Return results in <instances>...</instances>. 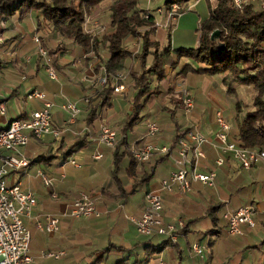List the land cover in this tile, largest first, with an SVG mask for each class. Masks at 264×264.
<instances>
[{"label":"crops","instance_id":"crops-1","mask_svg":"<svg viewBox=\"0 0 264 264\" xmlns=\"http://www.w3.org/2000/svg\"><path fill=\"white\" fill-rule=\"evenodd\" d=\"M26 15L29 16V22L32 27L31 31L28 32L30 41L36 44L31 38L32 35L35 34L39 37L42 44L50 46L52 43V40L45 32L46 29L40 27V22H35L36 19L33 18V15L36 17V11H30L22 16L17 15L16 18L14 17L9 22L7 21V17L1 18L0 22L3 24L1 27L3 41L0 45V65L5 67V69L8 66L13 67L19 74V81L7 91L0 85V102L4 105V113L0 114V129L5 126L6 121L18 116L24 118L30 110L40 107V101L35 99L33 106L28 105L17 116L12 117L9 113L11 109L6 106L5 103L9 97L18 95L17 93L20 87H22V92L24 94L33 89L44 94L45 99L52 103L50 108L51 125L53 128L60 129V133L55 137L47 134L41 140L29 138L27 143L19 148V152L28 160V164L24 167L9 170L5 176L6 185L17 184L22 190L30 191L35 199L29 215L21 217L22 223L30 235L28 247L31 261L29 264H75L80 256L85 258L87 256L85 254L82 255L80 252L82 249L89 250L90 255L96 256L94 262L91 263L96 264L107 258L111 251H108L107 254H103V251H101L102 249H111L109 246L121 244L124 245L125 248L124 251H122V256L117 260L124 259L120 264H131L141 257V247L137 245V243L146 240L152 241L150 238L140 236V234L138 235L133 223L130 222L127 217H139L144 207V193L157 187L159 180L166 178L172 170L171 157L168 155L152 154L147 161L136 163L130 170L128 168V157L122 155L120 156L117 179H115L112 175L113 147H106L97 143L95 140L98 133V125L103 122V114L102 116L100 114L99 117L88 125L85 122L86 106L85 103L81 101V98L88 93L87 91L91 86L95 88L100 87L98 80L96 81L95 79L96 75H94L92 68V59L85 58L86 54H84L77 45L66 42L65 44H68V47L66 49L63 48L65 51L63 49L54 51L52 55L47 54L46 57L50 65L58 71V77L54 80L49 78L50 80L48 79L47 82L42 81L38 76L41 71L46 72L45 62L43 58L37 55L36 49L31 56H18V49L16 47L9 51V48L6 46L8 40H13L19 35L27 34V31H23V28L19 25ZM182 17L183 15L178 17L179 23ZM48 32L50 33V31ZM56 40L58 42V39ZM11 54H13L12 58L10 57ZM82 57L85 59H81ZM27 76L32 77V80L30 81ZM120 93H113L112 99L114 97L117 98L125 106V99L123 100V94L125 92ZM67 100L74 102L79 109L71 122L68 121L67 112L60 108V105ZM126 111L127 110L124 109V113H119L121 116L120 122L113 123L117 124V127L107 123L111 120L110 117L112 118L111 114H106L105 119L108 121L106 122V120L103 119V123L117 131ZM96 120L97 122L95 123ZM225 120L228 124L226 118ZM170 121L172 120L170 119L168 123L165 118L161 119V117H159V125L156 123L158 126V134L150 140L141 139L144 133L133 134L131 132L133 130L132 128L126 135V140L124 142L126 144L118 148V153H121L126 147H139L145 140L156 145H170L175 128V123H171ZM184 121L185 124L182 126H192L205 136H211L216 129V126H214L215 124L212 126L211 122L208 123L203 121L198 124V122L192 123L188 119H184ZM228 126L230 133L233 126L229 124ZM162 133H170V135L166 137ZM202 149L205 156L199 162V169L201 171L213 169L212 160L216 157L217 152L207 144H205ZM67 150H69V154L63 156L62 153ZM94 153H99L101 156L94 159L92 157ZM45 156L47 157L43 158ZM224 156L225 155H223L224 163L220 166L222 170H216L215 172V178L217 180L219 179V173L224 172L227 173V175H230L229 173H234L237 175L239 171L249 169H242L234 160ZM69 158L74 159L79 166L75 167L68 163ZM163 162H166V164L162 165ZM34 163L37 164L35 167L30 166ZM159 164L161 165L159 166ZM257 164L264 167V161H259ZM257 164H253L251 167ZM38 171L42 172L46 177L51 178V184L49 186L46 187L42 184ZM154 175L158 177L152 179ZM253 177H256V174L253 175ZM138 185H144L145 188L143 189L140 200L135 201L134 198H132V193L136 190ZM206 186V184L194 181L191 182L190 190L186 193H180L176 186H173L172 190L169 192H162L161 216L163 221L174 223L177 219H181L187 224V227L180 235L174 238L173 242L176 244V247L166 246L160 253L154 255V259L150 258L145 264H156L158 259L168 264L166 257L164 258V256L167 255L171 256L170 258L172 260H177L174 264H181L180 258L182 256L178 246V237L188 233L190 223L196 221V205L194 202L196 203V201H198L200 197L199 194H201ZM238 190L239 189L236 188L231 193L227 192L229 198H220V195L216 193L218 196L217 202H210L206 205L204 208L205 214L208 215L206 209L210 204H221L220 207L222 211L225 209H235L241 205H247L246 203H242L239 198L232 202V194L234 197L235 195L237 196ZM80 192L88 194L93 199L98 215L82 217L83 220H77L81 219L80 217L72 220L66 215L73 199L76 198ZM126 201H128L126 206L127 210L125 209L126 211H123ZM250 206L256 210L254 214L255 222L260 224L263 220L261 214L262 209L257 203H251ZM121 210L124 212L123 219L130 226H121L122 228L116 231L117 239L115 240L118 244L115 245V243L110 241L108 234L111 233L112 227L117 223L118 220L115 217L118 216ZM45 215H52L57 218V230L55 232L49 233L38 230L35 227L36 221L44 223ZM221 223L224 230L225 224L223 221H221ZM216 225L219 230L222 229L219 224ZM242 226L244 227L245 225ZM211 228L212 227H206L201 230V232L205 236L215 235V233L210 230ZM257 231L258 230H254L252 234L250 233L251 236L257 237ZM163 238L165 237H157L156 243ZM193 242L199 243L196 241ZM105 244L108 247L105 246V248H103ZM246 246L247 245L241 244L240 246H234V248L237 247L242 249ZM166 248H168L167 251ZM50 251H64V254L60 255L58 258L40 256V252ZM103 255L104 258H102ZM211 256V254L208 256L206 262L211 260ZM200 258L203 259V256Z\"/></svg>","mask_w":264,"mask_h":264},{"label":"trees","instance_id":"trees-1","mask_svg":"<svg viewBox=\"0 0 264 264\" xmlns=\"http://www.w3.org/2000/svg\"><path fill=\"white\" fill-rule=\"evenodd\" d=\"M101 1L0 0V19L14 12L22 16L30 11H36L39 16L36 15L35 19L36 22H40V27L51 33L56 32L60 36L59 44L51 51L49 49V52L60 50L62 47L60 42L74 43L88 54L85 58L92 59L96 81L100 68L104 69L108 77L106 82L97 88L91 86L88 93L81 98L86 106L87 125L110 106L114 93L111 80L113 76L123 69L127 70V77L130 76L131 80L129 85L132 90L131 104L119 124L118 140L113 147L112 175L115 179L120 156L128 157L130 170L139 163L132 156L129 147L124 148L121 153L117 150L126 144L124 143L126 135L140 121L142 108L152 97L155 98L159 94V83L167 77L168 68L174 69L180 57L186 58L188 62L181 66L180 70L175 71L176 76L187 73L206 76L220 73L224 75L222 82L226 86V92H234L233 84L247 85L255 91L251 99L252 108L245 110L241 116V102L234 101V123L230 133L228 126V137L237 146L264 149V6L257 9L250 2L241 1L243 3L241 7L236 8L231 0H215V4L208 7L207 17L199 23L197 42L193 48H171L169 42L160 48L158 42L150 37L156 29L153 26L154 15L148 9L140 8L139 0H112L107 6L109 22L106 31L100 37L84 30V16L96 17ZM188 1L162 0V5L158 8L167 10L174 5L179 8ZM139 27L147 29L140 31ZM214 30H217V33L210 35ZM131 40L135 43L139 41V51L134 47H127L126 43ZM41 45L43 46L42 43ZM219 46L222 47L219 49ZM84 97L86 101H83ZM175 104L176 107L178 105L183 107L181 96ZM191 128L193 127H183L175 123L170 145L172 146ZM68 154L69 150L62 153L63 156ZM224 157L228 158L227 155ZM220 206L221 204L217 203L210 204L206 209L207 214L213 215ZM211 224L213 227L210 230L215 234L219 233L215 216L211 219ZM186 227L187 224L183 222L182 227L177 230L183 232ZM137 245L141 247V257L131 264H145L166 246L176 247V244L167 237L156 244L146 240ZM254 246H246L245 249ZM109 247L122 250L120 246ZM108 251L109 248L104 249L102 253ZM123 261L124 259L117 260L114 264Z\"/></svg>","mask_w":264,"mask_h":264},{"label":"rangeland","instance_id":"rangeland-1","mask_svg":"<svg viewBox=\"0 0 264 264\" xmlns=\"http://www.w3.org/2000/svg\"><path fill=\"white\" fill-rule=\"evenodd\" d=\"M112 0H102L99 4V12L96 17L89 18V16H84V30L90 32L91 35L100 37L103 32L106 31L107 24L109 22L108 18V10L107 6ZM245 2H250L255 8L259 9L264 6V0H241ZM215 4V0H189L186 5H181L179 8L174 5L171 6L169 9L165 10L163 8H158L162 5V0H139L140 8L148 9L151 14L154 15V27L156 28L155 31L150 35L151 38L155 39L158 42V46L161 48L165 46L168 42L171 48L177 47H184V48H193L197 42V29L199 27V23L207 17V7L213 6ZM243 3L240 4V7ZM239 7V8H240ZM36 14L39 16L38 12ZM17 12L12 13L11 15L7 16V21L9 22L14 17H17ZM183 15L181 21L179 23L178 17ZM33 18L35 19L34 15ZM178 19V20H177ZM1 20V19H0ZM36 22V20H35ZM2 24V23H1ZM23 31H27V34H22L14 38L13 40H8L6 46L9 48V51L12 48L16 47L18 49V56H31L35 52V45L29 39V33L32 29L29 16H24V19L21 20L19 24ZM3 26V24H2ZM147 29V27H139L138 30L143 31ZM49 38L52 40L50 46H46L43 44L44 49L47 51V54H53L49 52V49H53L56 44H59L60 36L55 32H48ZM41 33V32H40ZM183 34V35H182ZM58 39V42L57 40ZM63 40V39H62ZM18 41V42H17ZM138 41V40H137ZM57 42V43H54ZM41 43V42H40ZM22 44V45H21ZM62 44L61 49L67 48L68 44L64 42H60ZM74 44V43H72ZM128 48H133L136 51H139V41L138 43L134 42V40L128 41L126 43ZM60 49V50H61ZM65 49H63L65 51ZM58 51V50H54ZM53 51V52H54ZM104 52V49H103ZM101 51V55L103 53ZM25 53V54H24ZM85 54V52H83ZM83 55V54H82ZM88 54L86 53V56ZM90 55V54H89ZM85 56V57H86ZM13 57V54L10 55ZM81 59H85L82 57ZM149 60V59H148ZM147 60V63H148ZM188 60L184 57H180L177 59L174 69L168 68V75L167 77L159 83L160 92L155 98H151L146 105L142 108V117L140 121H138L133 130L131 131L134 133H144L145 132V123L149 120H154L157 124L159 123V117L165 118L169 123H176L180 126L185 124L184 119H188L192 123L200 124L203 121L215 124V113L216 110L221 112L222 117L227 119L229 125H233L234 123V101L238 100L241 102V114L248 109H251V99L255 93V91L247 85L242 84H233L234 92L228 93L226 92V86L223 84V74H214V75H204V74H193L187 73L186 75L176 76L175 71L181 69ZM54 69V67H53ZM56 77H58V71L54 69ZM106 73V72H105ZM121 74L122 82L124 84V91L123 100L125 99V106L121 101L117 98L111 99L110 106L101 113L103 114V119L108 121L106 118V114H111L112 118L107 123L109 125H114L117 127V124H113L115 122L121 121L120 114L124 113L123 110H128L130 107V98H131V89L129 85L131 84L130 76L127 77V70L123 69L117 72L115 76ZM39 78L42 81H46L49 79L47 72L41 71ZM113 77V78H114ZM19 78V74L13 67L8 66L6 69L0 65V85L2 88L7 91L10 87L16 85ZM27 78L31 81L32 77L27 76ZM106 75V79H107ZM111 78V77H109ZM112 80V84L114 83V79ZM50 80V79H49ZM185 89L189 92V95L193 99V103L191 108L188 112H184V109L181 105L175 104V101L180 99L181 93L179 90ZM18 95L9 97L6 100V106L10 107V114L12 117L17 116L23 109H25L28 105L33 106L35 99H28L26 97V93L22 92V87L18 89ZM175 90V91H174ZM122 92V93H123ZM121 94V93H120ZM129 95V96H128ZM176 105V106H175ZM176 108V109H175ZM171 112V113H169ZM120 113V114H119ZM105 114V115H104ZM160 115V116H159ZM165 116V117H164ZM184 118V119H183ZM102 121L104 122V120ZM97 120L95 121V123ZM101 122V123H103ZM159 125V124H158ZM216 126V124L214 125ZM184 127V126H183ZM158 134V133H157ZM164 136L168 137L170 133H162ZM154 138V137H153ZM152 138V139H153ZM149 140L151 138H148ZM204 146V145H203ZM203 148V147H202ZM166 162H163L162 165H165ZM257 164V163H255ZM37 164H31L30 166L35 167ZM161 164H159L160 166ZM158 166V167H159ZM221 167L214 166V173L216 170H222ZM243 169V168H242ZM217 171V173H218ZM34 172V170H33ZM219 173V179L216 178L213 180L212 185H207L204 190L201 192L200 197L196 203V210L195 215L197 216L196 221L190 223L189 231L184 236L178 237V246L181 250V264H203L206 262L208 256L211 254V260L206 262L205 264H264V217L263 220L259 223H255V227H247L240 225L243 234L240 235H229L226 234L225 229L223 230L222 223L223 219L221 218L222 208H218V210L213 215H206L204 212V208L210 202L215 203L218 200V193L220 198H229L227 192H232L236 188H238V194L235 197L232 194V202L236 201V199H241L242 203H246L247 205H251V203H257L261 211L264 210V167L260 164H257L251 169L239 171V173ZM256 174V177L253 175ZM158 175V173H157ZM154 175L152 179H156L158 176ZM216 175V173H215ZM145 188L144 185H138L136 190L132 193V198L135 201H139L140 197L142 196L143 189ZM21 189V188H20ZM126 201L124 203L125 208L123 211L127 209ZM126 209V210H125ZM122 210L119 212L117 218V223L112 227L111 233L108 234V237L112 243L117 245L115 239H117V230L122 228L121 226H130L124 219H123V212ZM262 214V213H261ZM70 219H75L68 214H66ZM93 216V215H91ZM215 216L217 218V224L221 226V230L219 234H215L212 236L203 235L201 230L205 229L206 227H213L211 224V219ZM263 216V215H262ZM90 217V216H89ZM78 218V217H77ZM81 219L77 220H83ZM184 222V221H183ZM224 222V221H223ZM179 230V229H178ZM176 230L174 232L175 237L180 235V231ZM254 230H258L255 236H251ZM249 232V233H245ZM251 233V234H250ZM138 234V233H137ZM139 235V234H138ZM143 236V235H140ZM150 238L153 244H156V238L159 237L155 234L150 236H144ZM193 241L199 242L200 245L203 247V259L196 258L190 252V245L195 243ZM263 241L262 243H260ZM173 242V241H172ZM255 245L251 248L243 247L234 248L236 245ZM106 244L103 246L105 248ZM122 248V250H116L111 248L110 253L108 254L107 258L99 261L96 264H114V262L122 256V251H124V245H117ZM188 246V249H187ZM108 247V246H106ZM258 247V248H257ZM107 249V248H106ZM168 248H166L167 251ZM240 249V250H239ZM103 251V249L101 250ZM64 252V251H63ZM83 254L87 255L85 257H79L75 264H91L94 262V258L96 256H92L89 253V250H81ZM84 252V253H83ZM107 254V252H106ZM166 257V261L168 264H174L177 260H172L169 256ZM154 259V255L151 257Z\"/></svg>","mask_w":264,"mask_h":264},{"label":"built area","instance_id":"built-area-1","mask_svg":"<svg viewBox=\"0 0 264 264\" xmlns=\"http://www.w3.org/2000/svg\"><path fill=\"white\" fill-rule=\"evenodd\" d=\"M232 4L239 8L241 0H231ZM1 21V20H0ZM0 22V45L3 38L1 34ZM32 40L36 43V53L44 59L45 69L50 79H56L53 67L47 57V51L41 45L39 37L32 35ZM114 77V76H113ZM122 75L115 76L112 90L114 93L124 91ZM106 82V73L103 68L99 70L98 83L102 86ZM184 112H188L192 106L193 99L185 89L179 90ZM28 99L40 101L38 109L30 110L24 118H14L6 121L5 126L0 129V264H29L28 230L22 223L21 217L28 216L35 199L30 191L22 190L17 184H5V176L9 170L24 167L28 160L19 152L29 138L41 140L45 135L57 136L60 129L53 128L50 120V108L52 103L45 99L44 94L38 90H30L26 93ZM264 99V94H263ZM86 101V97L83 98ZM60 108L68 114V121H72L78 112V107L74 102L65 101ZM4 113V105L0 102V114ZM216 129L211 136H205L196 128L185 131L171 145H156L145 140L141 146L130 147V152L136 162L147 161L152 154L168 155L172 160V170L166 178L159 180L157 187L144 193V207L137 218L128 216L127 219L133 223L136 232L143 236L155 234L174 240V232L182 227L183 220L177 219L174 223L164 222L162 212V192H169L176 186L180 193L190 190L191 182H200L212 185L215 178L214 169L201 171L199 162L204 158L203 145H209L217 155L213 158V166L220 167L227 155L243 169L250 168L253 164L264 161V149L245 148L237 146L228 137V124L224 120L219 110L215 113ZM158 132V126L154 120L145 123V132L141 139L153 138ZM96 142L106 147H114L118 140L117 131L102 123L98 125ZM173 153V154H172ZM99 153H94V159L99 158ZM68 163L78 167L79 164L74 160ZM42 184L49 186L51 178L46 177L38 171ZM256 210L250 205H241L235 209H225L221 212V218L225 224V232L229 235H240V225L253 227L255 225L254 214ZM264 217V210L261 212ZM72 217H87L98 215L93 199L83 192H80L73 199L67 212ZM38 230L53 233L57 230V218L52 215H45L44 223L35 222ZM190 252L197 257H202L203 247L199 243H192L189 247ZM64 254L63 251L40 252L41 257L58 258ZM156 264H165L158 259Z\"/></svg>","mask_w":264,"mask_h":264},{"label":"water","instance_id":"water-1","mask_svg":"<svg viewBox=\"0 0 264 264\" xmlns=\"http://www.w3.org/2000/svg\"><path fill=\"white\" fill-rule=\"evenodd\" d=\"M217 33V30H214L213 32H211L210 35H213V34H216ZM222 46H219V49L221 48Z\"/></svg>","mask_w":264,"mask_h":264}]
</instances>
